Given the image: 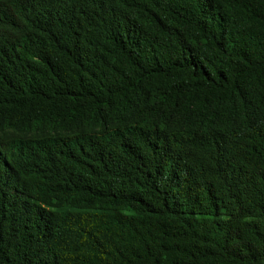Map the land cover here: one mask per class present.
<instances>
[{
    "label": "trees",
    "instance_id": "trees-1",
    "mask_svg": "<svg viewBox=\"0 0 264 264\" xmlns=\"http://www.w3.org/2000/svg\"><path fill=\"white\" fill-rule=\"evenodd\" d=\"M0 264H264V0H0Z\"/></svg>",
    "mask_w": 264,
    "mask_h": 264
}]
</instances>
